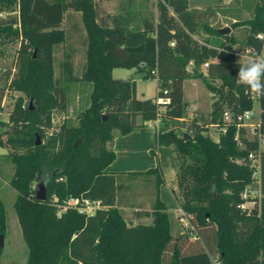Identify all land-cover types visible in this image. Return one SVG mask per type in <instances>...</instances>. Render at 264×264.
<instances>
[{"label":"trees","instance_id":"trees-1","mask_svg":"<svg viewBox=\"0 0 264 264\" xmlns=\"http://www.w3.org/2000/svg\"><path fill=\"white\" fill-rule=\"evenodd\" d=\"M224 1L193 9L190 0H157V14L140 18L130 2L116 12L102 13L98 0H0V13H8L0 16V44L23 36L37 49L35 54L22 43L16 70L6 75L7 87L24 93L10 114L7 141L17 150L12 153L10 183L17 191L14 207L29 248L27 264H264V148L258 135L264 138V97H259L257 133L251 136L246 128L239 129L242 144L235 138V123L215 139L207 123L185 116L187 78H201L216 95L210 121L217 127L225 125V108L239 112L255 102L237 83L238 61L246 62L234 52L237 38L202 22ZM77 12L85 31V61L76 69L67 52L56 75L55 45L66 41L65 21ZM201 23L209 33L206 37L200 36ZM232 25L248 27L246 48L264 50V39L257 36L264 33V0H258L254 17ZM72 27L79 24L73 22ZM115 67H135L145 77L158 76L165 86L155 97L139 98L137 80L115 77ZM214 78L222 83L214 84ZM78 80L92 82L90 104L77 125L62 124L48 136L54 110H66L67 83ZM158 97H169L165 109ZM154 119L160 120L157 144L174 143L182 155L172 192L197 231L195 242L188 234L172 231L171 213L160 197L165 180L160 165L116 173L106 169L116 157L114 138ZM251 152L261 160V196L250 208H242L247 186L256 185ZM43 176L47 198L39 200L35 182ZM137 195L149 196L151 205H141L134 215L151 216L150 222L134 223L123 214L121 206H134ZM71 197L100 205L88 213L67 205ZM6 228L0 197V234Z\"/></svg>","mask_w":264,"mask_h":264},{"label":"rangeland","instance_id":"rangeland-1","mask_svg":"<svg viewBox=\"0 0 264 264\" xmlns=\"http://www.w3.org/2000/svg\"><path fill=\"white\" fill-rule=\"evenodd\" d=\"M129 2L132 9L138 12L140 18L152 11L157 14V0H98L99 8L102 13H113L121 10L128 6ZM217 3V0H190V8L205 9L207 6H213ZM257 3L258 0H226L216 9L217 11L214 14L202 21L214 28L230 26L231 30L229 32H232L237 38V43L235 45L236 49L238 52L242 53V55L237 56L244 61L252 60L251 56L246 55L248 53L244 46V39L248 27L246 25L234 27L232 23L236 20L254 17L257 12ZM11 14L16 15L17 12L13 11ZM0 16L6 18L8 13L1 12ZM73 22L79 24L77 29L72 27ZM205 23H201L200 36L206 37L209 33L206 32L204 29L205 27H203ZM64 26L68 29L69 35L67 36L66 41L55 45L54 70L56 75H59L60 73L59 62L67 52L72 53L76 63V69H80L85 61V45L83 42L85 31L81 25L80 13L77 12L76 17L70 22L65 21ZM22 43L28 45L30 52L37 53V49L31 45L29 39L23 36L14 42H9L5 45L0 44V94L3 89V94H1L3 109L0 115V118L3 121L2 123L0 122V139L3 141V143L0 144V197L5 204L7 214V228L4 234V246L0 258L2 264H27L29 253V248L24 239L17 212L14 207V200L17 191L10 183V179L15 169L14 162L12 161V153L17 150L7 141L10 134L9 132H11L12 129L10 114L15 108L17 99L20 96H24V93L19 90L8 88L6 84L9 80H7L6 75L8 70H11V72L16 70L18 52ZM262 53L264 57V50ZM202 69L204 71L207 70L204 66H202ZM113 75L121 78H135L138 81L139 96L141 97H154L157 94L159 87L165 86V83H163V81L159 82L156 76L145 77L142 73L138 72L135 67H115L113 69ZM212 81L216 85L222 83V79L220 78H214ZM91 91V81L78 80L67 83L66 110H54L51 125L46 127V133L48 136L59 132L62 124L69 126L78 124L79 114L90 104ZM187 97L190 98L191 101H189V106L185 113L186 118L190 119L193 116H197L202 122L208 124V134L213 138L218 139L219 128L214 122L210 121L212 117V103L215 100L216 95L206 86L205 82L199 78L198 80L187 81ZM28 101V98L24 99V103H27ZM251 108H253L256 113V120L260 111V106L257 102H254ZM248 132L249 135L253 136V127L250 126ZM262 148H264V143H262ZM250 185L247 189L248 199L245 202L249 206H253L255 201L254 198L260 197L261 191L257 185ZM54 198L56 199L57 197L54 196ZM149 199V196H146L141 200L142 207H150L151 201ZM96 206V203L92 204L93 211L96 209ZM122 210L125 217L133 222H149L151 220V216L147 215L134 219L133 210L130 208H124ZM174 216V212H172L171 220L173 233H185L189 235V241L196 240L197 231L193 227L190 219L186 217L187 214L183 211L182 215H177L176 218H174ZM190 248L191 247L187 246L186 249L190 250ZM213 258L215 260L216 256H213Z\"/></svg>","mask_w":264,"mask_h":264},{"label":"crops","instance_id":"crops-1","mask_svg":"<svg viewBox=\"0 0 264 264\" xmlns=\"http://www.w3.org/2000/svg\"><path fill=\"white\" fill-rule=\"evenodd\" d=\"M156 77L159 82L162 81L158 76ZM198 79L199 78H187L185 80V94L188 101L191 100L187 97V81ZM137 96L139 98H146L139 96L138 81ZM138 121L142 122L140 115H138ZM159 124V119L145 121L143 125L135 128L131 132L117 135L113 142V149L116 153V157L106 169L110 172L116 173L120 171H142L160 165L165 177L164 182L160 185V197L165 202L168 211H170V213L174 212V218H176L177 215L183 214V210L173 194L172 189L176 187V168L183 161V158L176 144H157V128ZM142 198L143 195H137L134 206L129 205V203L128 205H122L121 207L122 209L130 208L133 210L134 214L135 210L142 209L140 204L141 200H143ZM99 205H97V207H99ZM146 208L150 209V207ZM186 217L190 219L188 215ZM135 218L138 217L134 215V219ZM182 218L184 219L183 216ZM134 223L137 222L134 221Z\"/></svg>","mask_w":264,"mask_h":264},{"label":"built area","instance_id":"built-area-1","mask_svg":"<svg viewBox=\"0 0 264 264\" xmlns=\"http://www.w3.org/2000/svg\"><path fill=\"white\" fill-rule=\"evenodd\" d=\"M257 36L259 38L264 39V33L263 32L258 33ZM246 51L248 53L246 55L251 56L252 60H257V59L264 60L263 53H262L263 51L257 52L255 47L249 46L246 48ZM234 52L237 55H242V53H240L238 51L234 50ZM208 64H209L208 62H205L203 64V66L207 67ZM248 96L250 98L254 99L255 102H257L259 104V97H254L250 94H248ZM169 100H170L169 97H158V102L163 103V105L161 106V109H165V103L168 102ZM255 116H256V113H255L253 108H246V109L239 111V112H233L230 108H225L223 110V120L225 122V125H223L222 127H218L219 133L225 132L228 124L235 123L237 128H238V132H237V135L235 138L240 144H242V141L239 137V129L241 127H244V128H246V130L248 132V129L251 126V127H253V136H254L257 133L256 128H258L260 126V123H261L260 113L258 114V117L256 118V120H255ZM248 134H249V132H248ZM258 135H259L260 144H261V148H262V143H264V138L262 137L261 133H258ZM250 158L252 159V165L255 167L254 172H253V176L255 178V183H256L257 187L260 189V185H261V160L253 152L250 153ZM248 186L246 188V191H244V193H243V196L246 198V200L248 199L247 198L248 197V191H247ZM245 201L240 203L239 206L242 208H246V207L250 208L251 206L246 204ZM93 203H96V205L100 204L99 201H91L89 199H82L81 200L78 197H71L68 200L67 205L75 206V207H78L81 211H86L88 213H92L93 212V210H92V204ZM96 208H97V206H96Z\"/></svg>","mask_w":264,"mask_h":264},{"label":"clouds","instance_id":"clouds-1","mask_svg":"<svg viewBox=\"0 0 264 264\" xmlns=\"http://www.w3.org/2000/svg\"><path fill=\"white\" fill-rule=\"evenodd\" d=\"M239 61L237 83L243 85L248 94L264 97V60H248L243 63Z\"/></svg>","mask_w":264,"mask_h":264},{"label":"water","instance_id":"water-1","mask_svg":"<svg viewBox=\"0 0 264 264\" xmlns=\"http://www.w3.org/2000/svg\"><path fill=\"white\" fill-rule=\"evenodd\" d=\"M231 30L230 26H224L220 28V32L227 33ZM30 104H32V100L30 99ZM189 136V134H187ZM37 143H40V136H37ZM47 176H43L39 179L35 184V193L36 197L39 200H45L47 198ZM0 246H4V233L0 234Z\"/></svg>","mask_w":264,"mask_h":264}]
</instances>
